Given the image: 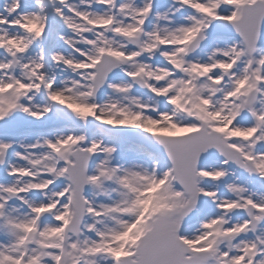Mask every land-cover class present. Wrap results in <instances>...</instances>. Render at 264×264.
Masks as SVG:
<instances>
[{
    "label": "snow or ice",
    "instance_id": "1",
    "mask_svg": "<svg viewBox=\"0 0 264 264\" xmlns=\"http://www.w3.org/2000/svg\"><path fill=\"white\" fill-rule=\"evenodd\" d=\"M0 264H264V0H3Z\"/></svg>",
    "mask_w": 264,
    "mask_h": 264
},
{
    "label": "bare ground",
    "instance_id": "2",
    "mask_svg": "<svg viewBox=\"0 0 264 264\" xmlns=\"http://www.w3.org/2000/svg\"><path fill=\"white\" fill-rule=\"evenodd\" d=\"M3 2V0H0V3H2Z\"/></svg>",
    "mask_w": 264,
    "mask_h": 264
}]
</instances>
